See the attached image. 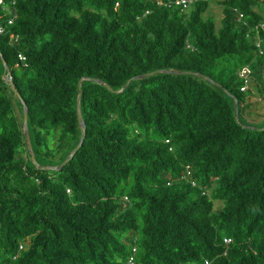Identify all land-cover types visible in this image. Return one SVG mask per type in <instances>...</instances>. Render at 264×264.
Instances as JSON below:
<instances>
[{
  "label": "trees",
  "instance_id": "obj_1",
  "mask_svg": "<svg viewBox=\"0 0 264 264\" xmlns=\"http://www.w3.org/2000/svg\"><path fill=\"white\" fill-rule=\"evenodd\" d=\"M14 1L19 42L0 35L20 94L0 56V264H124L133 247L136 264H264V119H241L253 88L239 75L249 64L264 96V0H219L218 28L210 2ZM172 69L202 76L132 79ZM85 76L115 91L82 82L84 141L45 168L80 142Z\"/></svg>",
  "mask_w": 264,
  "mask_h": 264
},
{
  "label": "built area",
  "instance_id": "obj_2",
  "mask_svg": "<svg viewBox=\"0 0 264 264\" xmlns=\"http://www.w3.org/2000/svg\"><path fill=\"white\" fill-rule=\"evenodd\" d=\"M149 1V0H146ZM157 5H165V6H179L182 9H187L189 8L192 4L198 1L202 2H210L212 0H155ZM15 1L14 0H0V35L1 36H9L10 43L16 44L19 42V34L16 32H13L11 30V26L14 24L16 18H17V12L15 11L14 8ZM118 5V4H117ZM238 21L242 22L243 24H246V22L243 20V14L241 12H238ZM261 27L264 28V26L261 24ZM259 43V41H258ZM26 62V56L23 53L18 54V63L16 64L17 66L19 64ZM239 75L243 80V85L241 87L242 91H245L248 89L250 86L252 80H253V70L249 64L244 65L241 67L239 71ZM11 79V76H6V81L8 82ZM191 173V169L189 166L186 167V174L189 175ZM193 184H195L193 182ZM127 200V198H124ZM231 241L230 238L225 237L224 242L228 244ZM20 250L25 249V244L22 242L19 245ZM135 252H136V247L132 248V253L127 257L126 261L124 264H136V259H135ZM196 264V263H195ZM204 264H211L208 259L204 260Z\"/></svg>",
  "mask_w": 264,
  "mask_h": 264
},
{
  "label": "water",
  "instance_id": "obj_3",
  "mask_svg": "<svg viewBox=\"0 0 264 264\" xmlns=\"http://www.w3.org/2000/svg\"><path fill=\"white\" fill-rule=\"evenodd\" d=\"M1 59H2V62H3V65H4V69H5V72L3 74V78L6 79V76L7 75L8 76L11 75V70L8 67V65L5 63V61L3 60L2 56H1ZM159 72H170V73H177V74H197V75L202 76L201 74H198V73L192 72V71L172 69V70H155V71H152V72H147V73H143V74H140V75H136L132 79L145 78L147 76H150L152 74L159 73ZM132 79L128 80L122 86V88L119 89V90H116V92H120L123 89H125L129 85V83H130V81ZM207 79H209V78H207ZM263 79H264V69H263ZM84 80H92V81H95L97 83H100V84L106 86L108 89H110L112 91H115L106 82H104V81H102L100 79H94V78H90V77L85 76V77H82L79 80V82H78V96H77V102H76V109H77V116H78L79 125L83 129V135H82V137L80 139L79 144L71 151L69 157L66 158L59 166H57V167H45V168H49V169H59V168L63 167L68 162V160L74 156V154L78 151V149L80 148V146L82 145V143L84 141V138H85V123H84L83 116H82V111H81L82 82ZM209 80L212 81L211 79H209ZM8 83L11 86V88L15 91V93L18 96H20V94H19V92H18L15 84L13 83L12 79H10L8 81ZM21 101H22V104H23V129H24L25 139H26V143H27V147H28V150H29L31 159L37 165V161L35 159V153H34V150L32 148L29 127H28V108H27V105L25 104V102L23 100H21ZM235 107H236V112H237L236 113V119L241 124V121L239 120V116H238V102L237 101H235ZM249 127L256 128V129H260L258 127H253V126H249Z\"/></svg>",
  "mask_w": 264,
  "mask_h": 264
},
{
  "label": "rangeland",
  "instance_id": "obj_4",
  "mask_svg": "<svg viewBox=\"0 0 264 264\" xmlns=\"http://www.w3.org/2000/svg\"><path fill=\"white\" fill-rule=\"evenodd\" d=\"M222 8V4L219 0H212L210 1L209 7L204 14L205 17H212L214 19L217 28L221 25V18L223 16ZM262 25L264 26V20ZM254 87L261 89L260 82L253 78L249 86V89H253L247 100V108H245L244 111H241V119L243 122H249V126L257 127V125H261L260 121L264 119V96L261 95V92H258ZM23 156L25 158L27 157L25 153ZM222 206L223 203L221 201H215L214 207L216 211L220 210Z\"/></svg>",
  "mask_w": 264,
  "mask_h": 264
}]
</instances>
